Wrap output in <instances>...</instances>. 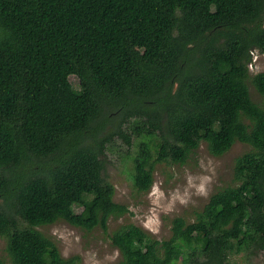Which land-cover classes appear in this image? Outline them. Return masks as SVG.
I'll use <instances>...</instances> for the list:
<instances>
[{
    "label": "trees",
    "instance_id": "1",
    "mask_svg": "<svg viewBox=\"0 0 264 264\" xmlns=\"http://www.w3.org/2000/svg\"><path fill=\"white\" fill-rule=\"evenodd\" d=\"M256 50L264 54V0H0V236L11 264H76L37 226L64 219L108 232L130 211L114 200L107 140L91 126L110 104L129 122L113 133L136 140L127 156L138 192L153 185L157 162L183 163L203 140L215 155L250 146L234 183L194 220L172 218L170 237L134 223L112 230L116 264H231L236 251H263Z\"/></svg>",
    "mask_w": 264,
    "mask_h": 264
},
{
    "label": "rangeland",
    "instance_id": "2",
    "mask_svg": "<svg viewBox=\"0 0 264 264\" xmlns=\"http://www.w3.org/2000/svg\"><path fill=\"white\" fill-rule=\"evenodd\" d=\"M253 54L249 64L251 73L264 70V55L257 51ZM70 80L74 87L78 86L76 75ZM249 89L253 100L264 105V97L252 83ZM104 109V113L92 122V130H99V137L107 140L104 174L115 187L114 200L126 204L130 211L111 218L108 232L100 226L87 230L64 219L37 226L55 240L64 257L76 256V264H116L120 252L112 244L110 233L123 224H137L158 239L170 237L171 219L183 216L194 220L213 192L234 183V161L250 149L249 144L236 141L226 152L215 155L203 140L183 163L157 162L153 185L146 192H138L133 187L132 156H127L130 152L135 155L136 140L132 138L129 145L123 136L113 133L118 128L128 131L129 122L122 120L120 110L113 105H106ZM87 142L90 139L87 138ZM0 256L5 264H11L6 240L1 236ZM231 264H264V250L236 251L231 255Z\"/></svg>",
    "mask_w": 264,
    "mask_h": 264
},
{
    "label": "flooded vegetation",
    "instance_id": "3",
    "mask_svg": "<svg viewBox=\"0 0 264 264\" xmlns=\"http://www.w3.org/2000/svg\"><path fill=\"white\" fill-rule=\"evenodd\" d=\"M256 51L258 52V50H256ZM259 53H260V52H259ZM262 54H263V53H262ZM253 55H254V54H252V58H253ZM263 55H264V54H263ZM249 69H250V68H249Z\"/></svg>",
    "mask_w": 264,
    "mask_h": 264
}]
</instances>
